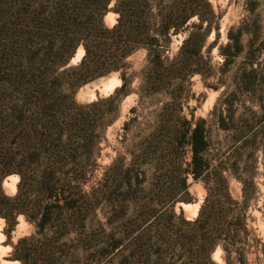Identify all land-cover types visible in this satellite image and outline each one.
I'll use <instances>...</instances> for the list:
<instances>
[{"label": "trees", "instance_id": "1", "mask_svg": "<svg viewBox=\"0 0 264 264\" xmlns=\"http://www.w3.org/2000/svg\"><path fill=\"white\" fill-rule=\"evenodd\" d=\"M3 3L9 17L6 27L16 40L17 62L38 66L24 73L3 63L4 72L0 70V218L11 230L18 216L34 228L32 235L12 246L11 260L80 264L83 258L88 264L113 255L116 264H215L210 255L219 248L226 264L230 253L243 264L237 245L243 244L240 231L246 233V228L243 216L233 212L227 186L218 187L214 201L215 192L204 186L206 196L193 219L173 210L177 202H191L187 175L195 181L205 169L200 155L207 141L199 122L191 128L183 121L185 130L169 136L163 146L170 165L184 141L191 150V164L182 171L180 186L166 193L172 201L168 208L144 205L123 222L106 219V226L116 221V228L102 233L96 227L99 203L92 199L96 188H82L90 181L95 132L113 120L93 110L125 91L131 76L125 72L127 60L137 53L143 57L140 88L146 93L168 91L177 77L199 73L190 65L211 29H217L208 0H0ZM108 13L115 15L111 25L104 22ZM179 36L181 42L168 60L165 51ZM78 48L83 50L79 61L53 76L52 65L65 66ZM112 74L118 75L120 86L108 98L90 103L73 99L78 86ZM220 128L227 129L222 120ZM12 175L18 176L16 191L7 195L2 182ZM177 191L182 196L172 199ZM71 233L77 236L74 245L62 242Z\"/></svg>", "mask_w": 264, "mask_h": 264}, {"label": "rangeland", "instance_id": "2", "mask_svg": "<svg viewBox=\"0 0 264 264\" xmlns=\"http://www.w3.org/2000/svg\"><path fill=\"white\" fill-rule=\"evenodd\" d=\"M208 2L214 14L213 26L217 29H211L199 56L190 65L199 73L177 77L168 91L146 93L140 88L143 57L137 53L127 60L129 67L125 72L131 76L125 91L93 110L106 120H113L95 132L96 143L88 173L90 181L82 188L86 192L92 185L96 188L92 199L99 203L96 227L102 233L116 228V221L108 227L104 224L106 219L123 222L144 205L155 210L168 208L172 201L166 193L180 186L182 171L191 164V150L184 141L183 147L174 151L176 159L170 165L169 152L163 146L169 136L185 130L183 121L189 122L191 128L199 122L207 141V148L200 155L205 169L198 180L193 181L187 175L191 202H177L173 210L175 213L182 210L187 219H193L206 196L204 186L215 192L211 194L213 201L219 196L218 187L227 186L235 203L233 212L243 216L246 228V233L240 231V236L245 238L243 244L237 245L241 246V260L243 264H264V0ZM7 12L4 3L0 4V70L4 72L3 63H9L28 73L38 66L36 62L28 66L17 62L16 40L6 27ZM114 20L112 13L104 17L107 25ZM181 39L182 36L172 39L165 51L168 60ZM74 56L65 66L52 65L53 76L75 65L79 59ZM13 59L15 61H11ZM119 86L118 75L112 74L78 86L73 99L77 103L106 99ZM62 93L67 91L63 89ZM221 120L227 129L220 128ZM124 122L126 125L122 127ZM155 156L162 160L156 161ZM17 182L15 190L2 184L5 194L13 195ZM175 194L172 199L183 193ZM0 232L3 235L0 245L6 249L0 259L11 262L12 246L19 238L32 235L34 228L18 216L12 230L4 220L0 221ZM76 237L71 233L62 242L74 245ZM218 249L211 253V260L215 264H226L224 254ZM76 254L84 255L78 249ZM226 258L228 264H239L238 256L233 253ZM116 261L113 255L102 256L88 264H116ZM80 264H85L83 258Z\"/></svg>", "mask_w": 264, "mask_h": 264}, {"label": "bare ground", "instance_id": "3", "mask_svg": "<svg viewBox=\"0 0 264 264\" xmlns=\"http://www.w3.org/2000/svg\"><path fill=\"white\" fill-rule=\"evenodd\" d=\"M113 15V17L115 18V15L114 14H112ZM83 55V50H82V48H78L77 49V51H76V53H75V56H74V58H77V59H80L81 58V56ZM18 181V177L16 176V175H12V176H9V177H7L4 181H3V185L4 186H8V187H10V188H13L14 189V186H15V183ZM15 190V189H14ZM187 206V205H186ZM198 206V205H197ZM192 207V206H191ZM195 209V208H194ZM185 211V210H184ZM0 221H3L1 218H0ZM2 239H3V235L1 234V232H0V242L2 241ZM4 247H2L1 245H0V255L3 253L4 254V251L6 250H4ZM219 250V249H218ZM3 254H2V256H3ZM1 256V257H2ZM0 257V258H1ZM1 260V259H0ZM0 264H18L16 261H11V262H8V261H3V260H1V263Z\"/></svg>", "mask_w": 264, "mask_h": 264}, {"label": "water", "instance_id": "4", "mask_svg": "<svg viewBox=\"0 0 264 264\" xmlns=\"http://www.w3.org/2000/svg\"><path fill=\"white\" fill-rule=\"evenodd\" d=\"M5 179H6V178H5ZM5 179H4V180H5ZM4 180H3V181H4ZM2 184H3V182H2Z\"/></svg>", "mask_w": 264, "mask_h": 264}]
</instances>
